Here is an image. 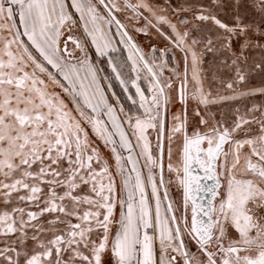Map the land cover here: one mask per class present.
I'll return each mask as SVG.
<instances>
[{
    "label": "snow or ice",
    "instance_id": "1",
    "mask_svg": "<svg viewBox=\"0 0 264 264\" xmlns=\"http://www.w3.org/2000/svg\"><path fill=\"white\" fill-rule=\"evenodd\" d=\"M212 4L226 6L222 0H212ZM71 7L79 14L84 35L95 51L108 57L111 72L124 92L128 93L129 83L135 89L139 101L130 93L127 100L133 106L138 104V110H126L115 93L116 103L109 101L99 83L108 77L98 76L100 70L74 35L64 38L61 46L64 30L71 32L77 23L67 11L66 0H0V33L10 34L8 38L0 36V193L5 204L0 210V264H264V110L259 118H249L237 109L231 125L210 123L201 116L199 124L204 130L195 128L189 134L185 108L172 114L171 127L166 128L170 78L161 82L162 67L150 64L116 16L130 9L131 18L138 20L143 9L156 19L153 24L144 17L157 32L161 24L171 28L176 46L191 52L194 87L190 98L207 109L224 100L264 93L261 88L216 98L205 92L199 75L202 53L198 55L192 47L203 42L204 51L226 52L223 63L230 61L237 84H244L251 70L264 73V0H231L227 5L231 23L218 18L211 7L200 8L195 19L208 27L203 40L192 38L191 44L189 30L181 31L166 16H157L145 0H124L122 4L118 0H71ZM249 11L258 14V22L247 18ZM179 23L187 25L189 21L181 19ZM113 26L119 36L117 43L127 49L131 70L136 73L130 81L123 78L109 55L119 50L113 43L115 36L110 35ZM137 31L147 34L142 28ZM69 43L74 45L71 50ZM77 49L83 54L78 58ZM255 50L260 59L249 65ZM138 64L149 75L150 97L138 83ZM57 74L66 83H61ZM43 76L71 98L72 109L61 93L48 91ZM225 87L236 92L234 82H226ZM186 88L185 75L179 90V101L185 106L189 99ZM195 114L200 116L198 110ZM85 125L113 154L123 197L116 193L108 163L101 159ZM149 130L156 133L155 156ZM177 134L182 145L179 162L174 165L171 145ZM132 137L140 149L135 156ZM165 138L167 171L175 173L184 194L179 217L168 199L167 187L161 195V187L172 182L164 179ZM118 148L126 150L127 157ZM140 158L146 176L138 166ZM122 160L131 164L127 175ZM117 202L123 211L113 235ZM185 236L195 241V253L189 250Z\"/></svg>",
    "mask_w": 264,
    "mask_h": 264
},
{
    "label": "flooded vegetation",
    "instance_id": "2",
    "mask_svg": "<svg viewBox=\"0 0 264 264\" xmlns=\"http://www.w3.org/2000/svg\"><path fill=\"white\" fill-rule=\"evenodd\" d=\"M121 4L124 2V0H118ZM131 3H138L139 0H130ZM146 3L152 6L153 11L156 12L157 16H166L168 20L172 24H176L177 28L183 31L184 29H181L182 27L179 25V19L187 18L190 19V24L186 27L187 30L191 33V39L192 38H198L203 40V36L205 32L207 31V25L204 23L197 21L195 19V16L198 14V10L200 8H208L211 7L213 10L217 11L218 18H224L226 23H231V12L230 8L227 7L228 4H230L231 0H222V2L226 5L225 7H218L215 4H212V0H145ZM161 9H164L161 11ZM182 9H187V11H184ZM129 13H132L130 9H125ZM143 13V16L140 17L142 23H146L144 17H147L148 19L152 20L153 24H156V19L147 11L141 9L140 10ZM119 12L116 13V16L120 15ZM133 15V14H132ZM129 16H127L128 18ZM120 19V17H118ZM127 18L120 19L121 22L125 25L127 24ZM222 18V21H223ZM249 19H256L257 22L259 20V16L253 15L252 11H249L248 17ZM137 19L130 22L132 24H139L136 22ZM0 23H3V21H0ZM148 25V24H147ZM194 25H199V28L194 27ZM149 26V25H148ZM151 30H153L159 37L160 40H163L165 43L173 47L175 51H177V54L181 55L183 59L184 64V74L182 77V81L185 79V75L187 77V88H186V94L189 97L186 106L181 105L179 101V91H175L173 93V96L171 95V92H168L166 89V93L170 95V103L168 105V111L166 116V128L171 127L172 124V114L173 113H182L186 108V114H187V129L189 134L193 131L195 128H199L201 131L204 130L203 125L199 124V121L201 119V116H203L205 119L209 120L210 123H214L219 121L221 124H227L231 125L232 121L237 116V109H239V112L241 114L247 113L249 114V118H259L262 114L261 110H264V93H257L255 95H245V96H239L237 99H230V100H224L220 103L211 104L208 106L207 109L204 108L203 105H197L195 101H193L190 96L192 89L194 87V82L192 81V62H191V52L184 51L181 48L177 47L176 44L173 42L174 40V34L172 33L171 28L167 24H161L159 25L160 32H163L164 35H161L160 32H157L156 28L151 27ZM142 28V26H141ZM0 36H3L5 38H8L10 34L7 31H4L3 33H0ZM167 37H172L173 39H168ZM191 39L188 41L189 44H191ZM194 50L198 53V55H201V61L199 64V75L200 79L203 84V88L205 92H211L213 97L219 98V97H230V96H236L241 91H249L252 89H261L264 88V73H260L259 70H251L247 76V79L244 84H237L235 83V72L232 70L230 66V61L228 65H225L223 63V60L227 58V53L223 51H215V52H208L204 51V44L201 42L198 45L192 46ZM0 48H3V40L0 39ZM13 51H16L15 46H13ZM260 59V52L258 50H255L251 53L250 59H249V65H251L253 62L258 61ZM31 71V69H28ZM161 80V79H160ZM162 82V81H161ZM226 82H234V87L236 88V92H233L231 90H228L225 87ZM253 109H256V111H253ZM200 112V116H197L195 113L196 111ZM88 127V126H87ZM247 127V126H246ZM89 136L91 140L95 141V146L99 147L101 159L106 160L108 163L109 171L111 175L115 179V185H116V193L123 197V194H121V182L122 179L120 175L118 174L117 168H116V162L113 158V154L109 150V148H105L103 143L98 140L97 138H93V135L91 133V128L88 127ZM156 136V134H155ZM155 139V137H154ZM98 142V143H97ZM99 144V145H97ZM155 144V143H154ZM164 179L167 182L169 179H171L172 183L171 186L166 183L165 187H167L169 199L171 200L173 204V208L177 209L176 215L179 217L181 215V211L179 210L182 203H183V189L179 185L178 180L176 179L175 173H169L167 171V164H168V140L164 139ZM181 145H182V139L177 134L175 140L172 142V162L174 165H176L179 162V157L181 155ZM207 145H203V147H206ZM96 167L99 169V166L96 165ZM202 174V173H201ZM105 179V183H106ZM204 183L211 184V181H205ZM174 193L178 194V199H176ZM22 194V193H21ZM161 194L163 197V191L161 188ZM17 193H13V196H16ZM201 197H205L204 193L199 194ZM205 199V203H206ZM166 204V202L164 201ZM8 207H11L9 205ZM5 208L3 195L0 193V210ZM191 204L189 203V209H188V218L191 217ZM30 210H36V209H30ZM123 211V209L120 207V204L117 202L113 220L116 222L112 225V234L114 235L116 232V229L118 227V221L120 218V214ZM3 238L0 237V240ZM111 239V236H110ZM186 242L188 244V248L192 252H196V243L194 240H191L189 237L185 236ZM2 243H0V247H2ZM107 257V254H106Z\"/></svg>",
    "mask_w": 264,
    "mask_h": 264
},
{
    "label": "rangeland",
    "instance_id": "3",
    "mask_svg": "<svg viewBox=\"0 0 264 264\" xmlns=\"http://www.w3.org/2000/svg\"><path fill=\"white\" fill-rule=\"evenodd\" d=\"M101 10L104 11V9L101 7ZM124 13H120V15H118V17H120V19L123 18H127V16H129L127 18V24H125V27L127 30H129V35L132 36L133 41L137 44V46L141 49L142 53L144 54L145 58L150 62V64L154 63L157 66H161L163 71H162V75L159 76V78L161 79L162 83L165 80H169L170 78V82L172 83V89L168 90V92H171V95L173 96L174 90L175 88L178 89L179 87H181V82H182V77L184 74V64H183V59L181 57V55L177 54V51H175L173 49V47H171L170 45H168L167 43H165L163 40H160L158 37V35L151 30V28L145 24L141 22V19H138L136 22L139 24H132L130 22L134 21L135 19H132V13H129L128 11L124 10ZM106 14V13H105ZM223 18V17H222ZM222 18H220L222 20ZM183 19H187V18H183ZM181 19H179L180 21ZM189 21V23L187 25H182L179 23V25L182 27L181 29H187L186 27L190 24V19H187ZM223 21H225V19L223 18ZM142 26V29L146 30L145 32H141V31H137V29H140ZM115 27V26H113ZM113 34L115 35V28ZM191 36V35H190ZM115 38H117V42L119 41V36L115 35ZM191 39V37H189V40ZM123 45V44H121ZM153 49H155V53H153ZM123 55L125 57V60L123 61L122 64H124L123 68L124 70H126V72H128L127 74L132 77H134L136 75L135 72H133L131 70V61H129L127 59L128 56V52L127 49L124 47L123 45ZM167 61V64L164 65V61ZM49 71L53 72L55 74V71L51 68L50 65H47ZM138 67H140L141 71H140V76L141 79L138 81V83L140 84L141 88L145 91V95L146 96H151V92L149 91V75L147 74L146 70L143 69V65L142 64H138ZM155 71H159V69L154 68ZM102 77H106L104 74ZM46 82H48V91L49 92H57V93H61V96L63 97V99L65 100V102L68 105L69 109L73 108V103L71 101V98L67 95H65L64 93L61 92V89L55 85L54 83H52L51 81H48V77L47 76H43L42 77ZM129 78V81L130 79ZM57 79L61 81V83H66L64 82L60 76L57 74ZM103 85L105 86V89L108 93L109 99L111 102L116 103V99L115 97H119L120 98V102L123 103L124 107L126 110H129L131 108H128L127 106H125V102L122 100L123 97H121V94L118 93L115 90H112L111 88H109L108 83V79H101ZM135 90V89H133ZM113 93H115V97L112 95ZM139 98V97H138ZM127 104V103H126ZM133 109V108H132ZM132 113H136L137 111L132 110ZM139 112L142 113L143 110L139 109ZM104 119H106V117H104ZM86 128L87 125H85ZM247 127H251V128H255L256 125H248ZM243 131V130H241ZM92 133V130H91ZM155 132L153 130H149L148 135H149V139L153 141V147H152V152L153 155H156V148H155V144H154V137H155ZM95 136L93 135V138ZM96 138V137H95ZM118 139V138H117ZM133 140V144H134V152L133 155L135 156L139 151V147L135 145V138L132 137ZM98 143V142H97ZM99 145V144H97ZM118 151L121 152L123 157H127L128 153L126 150L118 148ZM244 151H247V149H244ZM121 163L124 165L125 170H126V174H127V170L131 168V164L130 163H126L124 160L121 161ZM243 163V161H242ZM139 167H141L142 173L146 176L147 175V168L143 167V158H140V164L138 165ZM132 176H135V173H132ZM172 183V182H171ZM122 184V182H121ZM150 183H147L146 181V191L149 194V200L151 202V205L153 204V197H151L150 195V187H149ZM171 186V184H169ZM121 188V186H120ZM121 194L124 193L121 189ZM138 193H137V198H138ZM162 195V194H161ZM176 199H178V194L174 193ZM170 215V214H169Z\"/></svg>",
    "mask_w": 264,
    "mask_h": 264
},
{
    "label": "crops",
    "instance_id": "4",
    "mask_svg": "<svg viewBox=\"0 0 264 264\" xmlns=\"http://www.w3.org/2000/svg\"><path fill=\"white\" fill-rule=\"evenodd\" d=\"M66 3L68 4V8H67V11L70 12L72 14V17H73V20H75L77 23L76 25L72 28L71 32H69L67 29L64 30V37H62L61 39V46H63V39L66 38L68 35H74L78 40H80L81 43H83L85 45V48L87 50V52L89 53V57H90V60L92 61V63L94 64V66L100 70L98 72V76L99 77H102L103 74L108 77V85H111V88L112 90H115L117 91L118 93L121 94V97L122 100L125 102V106H127L128 108H133L132 110L134 111H137L138 110V104L133 106L130 104V102L127 100V95L130 93L133 95V97L135 99H137V101H139V98L138 96H136L135 94V90H133L134 88L131 87L130 83L128 85L129 87V91L128 93H125L124 90H123V86L119 83L118 80L115 79V76L114 74L111 72V67L109 66L107 60H108V57H100L99 54L95 51V48L94 46L91 45L90 43V38L88 37H85L84 35V31H83V22L80 21L79 19V14L75 12V9L71 7V0H66ZM100 11L102 14H105V12L103 10H101L100 8ZM106 15V14H105ZM115 28V27H113ZM128 29V28H127ZM126 29V30H127ZM22 30V29H21ZM128 33H129V30H127ZM114 32V29L112 30V33H110V35H114L113 34ZM115 36V35H114ZM23 39L26 41L27 38L26 37H23ZM117 38H115L113 40V43L116 45V47L119 49L117 52H113V53H109V55L114 59V61L117 63V65L120 67L121 71H122V76L123 78L126 80V81H129V78H131L130 75H128L126 72V70H124L123 68L124 67V64L123 61L125 60V57L123 55V45L121 44H118L117 43ZM69 49H73L74 45H72L71 43H69L68 45ZM83 54L77 49L75 51V56L78 58L80 56H82ZM55 71V69H53ZM60 78L63 80V78L60 76ZM65 82V81H64ZM99 83L101 84V86L104 88V91L105 93L107 94L108 96V93L105 89V86L103 85L102 83V80L100 79L99 80ZM108 99H109V96H108ZM110 101V99H109ZM111 102V101H110ZM113 103V102H111ZM127 103V104H126ZM141 110V109H140ZM126 174V173H125ZM127 175V174H126ZM150 187V195H151V186L149 185ZM152 197V196H151ZM150 201V200H149ZM151 204V202H150ZM152 206L154 207V198H153V204ZM150 234H151V230H149ZM157 247H158V242H157ZM107 258V257H106Z\"/></svg>",
    "mask_w": 264,
    "mask_h": 264
},
{
    "label": "water",
    "instance_id": "5",
    "mask_svg": "<svg viewBox=\"0 0 264 264\" xmlns=\"http://www.w3.org/2000/svg\"><path fill=\"white\" fill-rule=\"evenodd\" d=\"M163 144H164V140H163ZM164 187L165 186H162L161 188H162V191L164 190ZM168 199H169V195H168ZM170 200V199H169ZM165 202L167 203L168 201L167 200H165Z\"/></svg>",
    "mask_w": 264,
    "mask_h": 264
},
{
    "label": "bare ground",
    "instance_id": "6",
    "mask_svg": "<svg viewBox=\"0 0 264 264\" xmlns=\"http://www.w3.org/2000/svg\"><path fill=\"white\" fill-rule=\"evenodd\" d=\"M180 90V87L178 89L175 88V91H179Z\"/></svg>",
    "mask_w": 264,
    "mask_h": 264
}]
</instances>
